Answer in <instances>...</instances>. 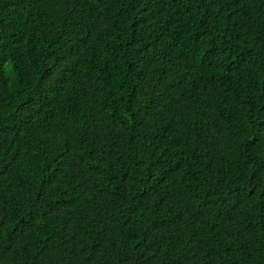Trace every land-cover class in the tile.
<instances>
[{"label": "trees", "instance_id": "obj_1", "mask_svg": "<svg viewBox=\"0 0 264 264\" xmlns=\"http://www.w3.org/2000/svg\"><path fill=\"white\" fill-rule=\"evenodd\" d=\"M0 264H264V0H0Z\"/></svg>", "mask_w": 264, "mask_h": 264}]
</instances>
